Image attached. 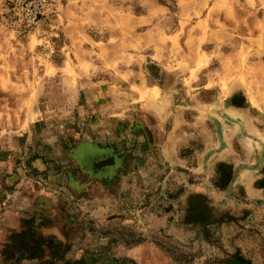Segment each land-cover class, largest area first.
I'll return each instance as SVG.
<instances>
[{"label":"rangeland","instance_id":"obj_1","mask_svg":"<svg viewBox=\"0 0 264 264\" xmlns=\"http://www.w3.org/2000/svg\"><path fill=\"white\" fill-rule=\"evenodd\" d=\"M32 3L0 0V216L87 264H264V0Z\"/></svg>","mask_w":264,"mask_h":264},{"label":"crops","instance_id":"obj_2","mask_svg":"<svg viewBox=\"0 0 264 264\" xmlns=\"http://www.w3.org/2000/svg\"><path fill=\"white\" fill-rule=\"evenodd\" d=\"M2 156L3 152L0 150V206L2 202L6 200V195H4V192L6 191L4 188H6L7 182L4 181L6 178L4 172L9 169L8 164L3 162ZM236 182L238 183V180H236ZM4 215L5 214H1L0 216V264H66V261H70L73 264L84 259L86 255L85 249H81L76 243L72 244V240H67L66 233H61L59 229L48 228L47 223H43L42 227L37 231L38 234H42L44 237L54 235L59 242H62L63 244H66L67 242L70 243V249L63 254L62 259L53 260L47 245H43L42 254L37 253L31 255L26 252L17 251L11 255L9 252H12L13 249L12 243L14 233L19 232L23 224H20L19 218L17 217L3 218ZM17 215L21 219V215L23 214L18 213ZM94 256V261H92L91 264H99L98 262L101 261L100 255L94 253Z\"/></svg>","mask_w":264,"mask_h":264},{"label":"trees","instance_id":"obj_3","mask_svg":"<svg viewBox=\"0 0 264 264\" xmlns=\"http://www.w3.org/2000/svg\"><path fill=\"white\" fill-rule=\"evenodd\" d=\"M43 223H38L35 218L25 220L20 231L14 233L13 236V249L9 253L12 255L17 251L26 252L34 255L37 253L42 254L43 245H47L53 260L62 259L65 252L70 249V243L63 244L59 242L56 237H44L42 234H38L37 231L42 227ZM9 254V255H10ZM66 264H72L70 261H66ZM73 264H87L85 258L79 260Z\"/></svg>","mask_w":264,"mask_h":264},{"label":"built area","instance_id":"obj_4","mask_svg":"<svg viewBox=\"0 0 264 264\" xmlns=\"http://www.w3.org/2000/svg\"><path fill=\"white\" fill-rule=\"evenodd\" d=\"M32 6L29 7L30 9V17L33 18V21H35V19L37 20L38 16L41 13L42 7L37 3L38 0H32Z\"/></svg>","mask_w":264,"mask_h":264}]
</instances>
